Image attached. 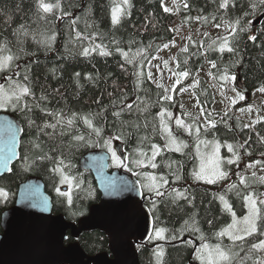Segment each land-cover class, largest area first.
<instances>
[{
    "label": "trees",
    "instance_id": "1",
    "mask_svg": "<svg viewBox=\"0 0 264 264\" xmlns=\"http://www.w3.org/2000/svg\"><path fill=\"white\" fill-rule=\"evenodd\" d=\"M45 2L55 4L57 0ZM59 3V9L45 14L38 11L37 0H0V47L9 50L0 55L13 56L9 67L0 71V85L20 84L29 89V94L13 100L8 109L22 123L24 135L20 162L11 175L0 179V190L7 193L0 197V232L4 212L15 206L20 186L30 177L46 184L55 215L74 223L88 216L101 195L93 176L82 168L83 158L95 151L111 152L114 142H121L127 154L120 164L122 171L142 184L145 173L167 183L159 190L162 195L145 193L156 232L149 244L137 247L141 264H198L202 245L233 250L236 260L232 264H255L259 253L252 245L264 239V205H260L258 231L231 243L218 235L233 221L220 197L243 216L244 197L251 194L261 199L264 195V182L258 176H246L244 183L238 178L249 165L264 170V121L249 127L238 118L242 105H234L227 113L215 112L212 85L199 74L208 71L220 86H226V79L232 77L237 86L243 81L249 90L247 100L264 89V3L228 0L227 7L221 6L224 0ZM114 8L122 10L116 23ZM181 26L208 31L203 41L188 37L185 49L174 56L176 73L188 74L182 85L197 82L194 94L203 117L215 126L203 130L199 121L189 120L199 132L186 134L177 129L176 138L183 148L173 151L165 148L168 133L163 123L170 130L177 128L168 115L178 110L177 98L172 102L165 99L166 90L152 81L148 68L185 33ZM216 29L224 35H211ZM225 37L232 51L220 50ZM213 63L215 67L210 66ZM215 141L221 145V164L228 177L216 184L195 183L198 160L192 146ZM154 145L162 146L163 151L155 167L138 170L139 158L149 155ZM111 166L118 168L115 161ZM64 176L78 184L71 203L59 193ZM161 229L165 237L155 240ZM79 242L89 256L110 253L109 239L99 232L85 234Z\"/></svg>",
    "mask_w": 264,
    "mask_h": 264
},
{
    "label": "water",
    "instance_id": "2",
    "mask_svg": "<svg viewBox=\"0 0 264 264\" xmlns=\"http://www.w3.org/2000/svg\"><path fill=\"white\" fill-rule=\"evenodd\" d=\"M238 87L249 94L243 81ZM23 135V125L14 114H0V179L11 175L19 163ZM116 151L126 160L122 144ZM82 168L93 176L100 203L78 223L68 222L64 215L53 214L44 181L28 178L19 188L15 206L2 216L0 264H141L137 247L148 244L155 232L141 183L129 172L111 170V155L105 151L86 155ZM95 232L109 239L110 253H85L79 241Z\"/></svg>",
    "mask_w": 264,
    "mask_h": 264
},
{
    "label": "rangeland",
    "instance_id": "3",
    "mask_svg": "<svg viewBox=\"0 0 264 264\" xmlns=\"http://www.w3.org/2000/svg\"><path fill=\"white\" fill-rule=\"evenodd\" d=\"M181 29H184L183 34H180L177 39L175 40L174 46L167 47L163 51L159 53V55L150 63L148 68V73L152 81L158 85L163 87L166 90V97H169L167 100L172 102L176 101L177 98V105L178 110L173 112L171 114V119L173 123L177 126V128L171 129V137L167 135V143L165 145V148H169L173 151H180L183 148V145H181L176 138V130L181 129L186 134H191L192 131L197 134L196 129L198 128L196 124L193 128L191 123H189V120L193 121H199L200 127L203 130H208L212 128L209 121L203 117V112L200 107V104L198 102V99L195 97L194 94V88L196 87L197 82H192L190 84L182 85V83L185 80V76L181 74L176 73V61L174 53H177L180 50L185 49L186 44L188 43V37H194L198 41H203L205 36L208 34L207 30L200 29L197 26L196 27H189V26H181ZM222 33L224 35V31L220 29H216V31H212L211 35H217L218 33ZM222 35V36H223ZM210 66H212L210 64ZM209 66V70L211 67ZM200 79H204L207 83L212 85V90L214 93L215 98V106L214 111L217 113H227L232 109L234 105H242L239 108L238 112V118L244 121L249 127H252L255 125L258 121H264V93L262 91L255 92L250 100L246 99V96L239 91L238 86L236 85V80L232 78L226 79V86H220L215 83L213 78L211 77V74L206 71L199 74ZM243 97V99H241ZM13 100H16L15 98ZM17 101V100H16ZM19 101V100H18ZM8 109H12L11 103L4 105L3 107H0V112H6L9 111ZM177 120H180L183 122L184 126H179L177 124ZM194 129V130H193ZM199 129V128H198ZM168 133V132H167ZM166 134V132H165ZM194 134V133H193ZM175 138V144L171 143V138ZM119 142H114V147L111 152H109L112 156V161H117L113 157V153H115V156L119 157L118 154L115 151V147ZM216 145H219L218 152L216 151ZM160 151L155 156L154 159H152L153 156V150L152 152L145 156H141L139 158V162L136 163V168L138 170H146L145 168L153 169L152 164H155L158 156L163 152L161 147L158 146ZM221 145L218 142H202L200 144H195L192 146L195 156L197 157L198 163H197V170L193 174V179L195 183H204V184H216L221 181H224L227 179L228 176H225L223 178H220L218 173L223 172L222 164H221ZM179 148V150H176ZM187 148V147H186ZM120 158V157H119ZM122 161V159L120 158ZM111 161V165H112ZM118 168H113L115 170L122 171L120 164H118ZM112 167V166H111ZM203 169V171H202ZM245 172L239 173L238 178L245 179L246 176H253L256 175L260 180L264 182V170H260L256 168L254 165H249L247 168H244ZM200 176H203L204 178H199ZM69 177V176H67ZM154 177L155 180L152 181L149 178ZM70 178V177H69ZM142 178V186L144 189V192H157L163 187L166 186V181L162 179L161 177L155 176L152 173H145L141 175ZM207 179H213L214 182L209 183L207 182ZM75 180L71 177V181L65 180V176L62 177L59 181L60 188L59 193L63 195L67 199L68 203H71L75 197L76 192H78L77 188V182L74 184ZM154 184L155 187L150 190L149 185ZM257 200V207L260 208L259 201L264 200V195L261 199L255 197ZM223 206L225 207L224 203ZM245 210L246 214L243 216H240L238 212L232 209L231 212L228 211V213L232 216V213H235L236 220L240 223L236 224V230H242L245 225L242 223L244 220V217L248 215V205L247 202H245ZM259 219L257 220V226H258ZM233 223V221H232ZM232 223L230 225H232ZM229 226L225 227L228 228ZM258 231V227H257ZM158 233V232H157ZM252 234L251 236H253ZM247 236L243 240H237L233 241L229 239L227 235H224L226 240H228L231 243H238L241 241L246 240L247 238L251 237ZM165 237V233L162 232L158 236L155 235V240H161ZM264 240V239H263ZM210 248L215 247L216 245H208ZM222 249L225 251H229L230 255L232 256L231 264L234 260H236V253L227 248L226 246L219 245ZM202 246L199 250H201ZM198 250V251H199ZM259 258L256 261L255 264H257L258 261L264 260V251L258 250ZM199 261V262H198ZM198 264H202L200 259H197L196 261Z\"/></svg>",
    "mask_w": 264,
    "mask_h": 264
},
{
    "label": "snow or ice",
    "instance_id": "4",
    "mask_svg": "<svg viewBox=\"0 0 264 264\" xmlns=\"http://www.w3.org/2000/svg\"><path fill=\"white\" fill-rule=\"evenodd\" d=\"M123 2L126 4L128 2V0H123ZM227 2L228 0H224V3L221 5L222 7H227ZM261 3H264V0H261ZM37 8L39 12L42 13H52L53 9H59L60 8V3L59 0H57V2L55 4L53 3H46L45 0H37ZM122 10L119 8H114L113 9V22L116 23L118 22V14L121 12ZM238 23V22H237ZM79 35V34H77ZM55 37H51V39H54ZM251 40L255 41L256 37L255 36H251L250 37ZM228 38L225 37L224 38V43L221 45L220 50L223 51L225 48H227L228 51H232L231 48L228 47ZM9 50H7L5 47H0V53H6ZM88 49H85V55L88 54ZM102 54H106V53H102ZM13 60V56L10 54H4V55H0V71H3L5 69H7L10 65V63ZM213 67H215V64L213 63L212 65ZM184 76H187L188 74L185 72L183 73ZM26 78V77H25ZM232 79L234 80L235 77H232ZM261 91H264V89H261ZM29 94V89L23 85L20 84H15L14 87H10V88H6L3 85H0V107H3L6 104L12 103L13 99L15 98L17 101L23 96ZM169 97H165V99H168ZM241 99H243V97H241ZM129 108H131L132 106L129 105ZM169 116L171 115L170 113L168 114ZM164 114L161 113V117L163 118ZM85 122L89 125V127H91V121L88 120L87 118H85ZM69 124L72 123L71 120L68 121ZM211 124L212 127H214V123L213 122H209ZM177 124L179 126H184L187 127L186 125H183V122L180 120H177ZM52 127H54V125H50ZM163 127L164 130L166 132H168L169 137H171V131L170 129H168L167 124L163 123ZM95 131H97V133H99V129H95ZM197 133L199 132V129H196ZM118 138V137H117ZM77 139H82V137H77ZM171 143L175 144V138L172 137L171 138ZM229 151H232V146L228 145L227 146ZM153 156L152 159L155 158V156L159 153L160 149L158 146H153ZM219 149V145H216V151L218 152ZM176 150H179V148H177ZM113 157L114 159L117 161L118 164H122L123 162L120 160L119 157L115 156V153H113ZM238 159V157H237ZM232 161H229V163H231ZM61 163H63V161H61ZM259 163V162H257ZM251 166V165H250ZM152 167H155V164H152ZM203 171V169H202ZM220 178H223L227 175V173L225 172H219L218 173ZM199 178H204L203 176H200ZM150 180L154 181L155 178L154 177H150ZM65 180H68L69 182L71 181V178L69 177H65ZM207 182L212 183L214 182L213 179H207ZM241 183H244V179L241 178ZM155 187L154 184H150L149 185V189L152 190ZM233 187H235L233 185ZM157 195H162V193H160L159 191H157L156 193ZM7 195V193H5L3 190H0V197H5ZM177 195H182V193H177ZM221 202L224 203L226 209L228 211L231 212V206L227 203V201H225L224 197L221 196L220 197ZM245 201L247 202L248 205V215L244 217L243 220V224L245 225V227L242 230H236V224L240 223L239 221L236 220L235 217V213H232L233 216V223L232 225H229L228 228L222 230L220 233H218L219 236H224L227 235L229 237V239L233 240V241H237V240H243L245 239V237L247 236H251L252 234L257 232V220L261 218L260 215V208L257 207V200L253 195H247L244 197ZM259 203L261 205H264V200L259 201ZM164 230L161 229L160 232L157 233V235L159 236L160 233H162ZM198 231V229H197ZM253 249H257V250H261L264 251V240H261L259 243H255L252 245ZM197 258L201 260L202 264H231V260H232V256L230 255L229 251H225L224 249H222L219 245H216L213 248H210L208 245H202L201 250H199L197 252ZM257 264H264V260H260L257 262Z\"/></svg>",
    "mask_w": 264,
    "mask_h": 264
},
{
    "label": "flooded vegetation",
    "instance_id": "5",
    "mask_svg": "<svg viewBox=\"0 0 264 264\" xmlns=\"http://www.w3.org/2000/svg\"><path fill=\"white\" fill-rule=\"evenodd\" d=\"M2 112H0V114H1ZM57 216V215H56Z\"/></svg>",
    "mask_w": 264,
    "mask_h": 264
}]
</instances>
